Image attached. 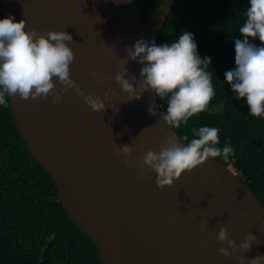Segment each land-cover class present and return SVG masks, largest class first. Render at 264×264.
<instances>
[{"label":"water","instance_id":"obj_1","mask_svg":"<svg viewBox=\"0 0 264 264\" xmlns=\"http://www.w3.org/2000/svg\"><path fill=\"white\" fill-rule=\"evenodd\" d=\"M175 1L162 0L145 20L136 0H0V17L14 13L41 33L70 32L71 78L102 99L107 94L100 111L71 88L53 102L60 83L46 99L10 97L27 149L54 180L71 221L97 246L101 264H239L240 255L264 254V206L234 167L209 158L162 189L143 164L169 134L185 142L162 107L158 115L147 110L158 103L154 93L129 99L115 76L127 46L142 37L157 41ZM126 67V76H139V62L129 58ZM125 143L132 152L118 153ZM221 227L238 245L249 233L260 242L225 256L218 249L229 245L216 239Z\"/></svg>","mask_w":264,"mask_h":264},{"label":"clouds","instance_id":"obj_2","mask_svg":"<svg viewBox=\"0 0 264 264\" xmlns=\"http://www.w3.org/2000/svg\"><path fill=\"white\" fill-rule=\"evenodd\" d=\"M119 2V0H118ZM245 19L239 27L240 35L234 39L235 66L226 69L224 80L228 82L237 98H245L248 113L264 116V0H247ZM173 10V9H172ZM25 18L17 20L14 13L0 17V105H7L8 97L18 94L22 98H47L57 83L63 87L53 94V102L62 99V92L75 90L94 110H104L105 98L87 92L71 78L74 51L68 43L73 40L66 30L49 29L41 33L37 28H26ZM261 43L257 44L255 41ZM123 58L124 69L115 76L129 99H138L143 93H154L166 98L167 107L162 118L173 127L187 124L194 114L207 110L220 112L223 101L210 105L216 95L210 55H201L195 33L185 29L171 42H151L147 38L137 39L127 46ZM141 64L140 74L128 73V60ZM101 77L107 73L99 66L95 69ZM161 105L150 102L148 111L158 115ZM119 109H117L118 111ZM194 135L187 143L179 142L169 134L160 150L149 149L143 156V164L157 173L160 188L173 185L185 171L194 170L209 158L229 159L234 147L225 138L219 146L220 129L216 126L201 125L192 129ZM187 140V137H185ZM116 151L130 154L132 147L125 143ZM228 166V165H227ZM231 166V165H229ZM233 167V166H232ZM205 225L207 222H204ZM216 239L229 247L218 251L231 256L235 250L251 251L257 236L249 233L238 245L229 237L227 227H221ZM239 264H264V254L255 257L240 255Z\"/></svg>","mask_w":264,"mask_h":264},{"label":"trees","instance_id":"obj_3","mask_svg":"<svg viewBox=\"0 0 264 264\" xmlns=\"http://www.w3.org/2000/svg\"><path fill=\"white\" fill-rule=\"evenodd\" d=\"M136 2L148 20L162 0ZM247 7V0H176L156 42H171L187 29L200 54L212 57L216 95L210 105L223 101V110L201 111L174 129L187 143L194 127H218L219 146L227 138L234 153L215 158L233 166L264 206V116L249 114L246 99L224 80L225 70L235 66L234 39ZM7 99L0 105V264H101L97 246L71 221L54 180L27 149ZM158 103L166 110V98Z\"/></svg>","mask_w":264,"mask_h":264}]
</instances>
